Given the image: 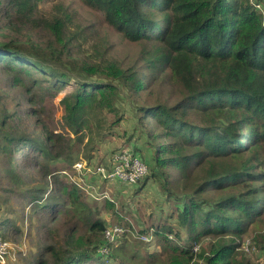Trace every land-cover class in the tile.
Listing matches in <instances>:
<instances>
[{
  "label": "trees",
  "instance_id": "obj_1",
  "mask_svg": "<svg viewBox=\"0 0 264 264\" xmlns=\"http://www.w3.org/2000/svg\"><path fill=\"white\" fill-rule=\"evenodd\" d=\"M6 1L19 12L28 11L27 16L37 4V0ZM83 1L102 11L117 33L139 46L136 62L124 66L104 56L88 61L75 57L76 33L68 30L65 15L57 14L39 20L49 36L46 44L31 35L0 40V63L20 84L26 85L28 78L32 86L40 85L44 77L59 92L74 82L61 99L64 120L71 134L82 142L87 139L89 150L95 142L94 118L120 102L121 84L141 135L153 147L155 165L145 182L154 179L164 191L170 190L171 168L185 178L183 190L188 196L176 215L189 233L188 243L177 239L181 234L172 224L154 225L150 234L161 245L159 253L125 239L110 249L112 262L250 264L238 258L236 240L264 216V11L250 0ZM62 59L80 66L84 76L72 79L48 63ZM56 134L46 132L45 140L52 142L48 147L43 140L15 132L0 102V152L5 156L28 147L34 149L38 164L41 156L57 159L62 150ZM133 148L143 159L139 145ZM70 181L63 188L69 197L68 215L81 218L89 233L78 236L75 228L67 230L66 245L50 248L54 264H89L103 258L98 248L105 244L107 223L95 218L82 195L91 197ZM105 201L112 221L127 225L114 210L113 200ZM203 235H212L214 242L198 253L202 262L194 261L193 248ZM262 243L264 248V236Z\"/></svg>",
  "mask_w": 264,
  "mask_h": 264
},
{
  "label": "rangeland",
  "instance_id": "obj_2",
  "mask_svg": "<svg viewBox=\"0 0 264 264\" xmlns=\"http://www.w3.org/2000/svg\"><path fill=\"white\" fill-rule=\"evenodd\" d=\"M252 1L264 11V0ZM27 12H19L6 0L0 2V40H9L15 35L16 39L22 40L31 35L46 44L49 36L39 20L57 14L65 15L68 30L76 33L72 39L75 45L72 54L75 57L88 61L103 59L104 56L124 66L137 61L139 46L117 33L106 22L102 11L83 0H37L31 15H25ZM48 63L67 72L72 79L84 76L80 66L68 63L65 59ZM12 77L13 73L3 69L0 63V102L6 113L10 114V126L15 132L43 140L48 147L52 142L45 140L46 132L57 133L58 150L62 152L57 159L46 160L41 156L40 164L34 162L35 151L32 148L22 147L13 157L0 152V236L9 241L11 247L6 262L0 264H54V252L50 246H65L69 235L67 230L75 228L78 236L89 233L81 218L77 221L68 215L69 197L63 188L71 185V178L61 172L72 171L77 161H85L92 166L98 163L107 165L115 151L130 144L139 145L142 157L148 164V173L151 174V167L155 165L151 152L153 147H149L146 137L141 135L131 101L121 84H117L123 97L120 102L114 103L113 110H103L94 118L95 142L90 151L85 145L87 139L82 142L75 134H71L64 120L61 99L74 88V82L57 92L44 77H41V84L35 86H32L28 78L25 85L14 81ZM96 81L105 83V80ZM137 156L141 157L139 152ZM15 168H19L16 173ZM168 172L169 179H172L168 191H164L157 180L149 179L145 182L144 177L133 185L122 182L102 183L94 178L100 189L88 188V192L95 193L97 199L90 195L91 198H86L81 194L95 211V218L106 221V227L116 223L112 221V212L107 211L106 198H102L104 193L113 200L117 215L128 222L127 225L119 224L125 232L112 247L110 245V249L114 247L115 250L116 246L127 239L129 243L134 240L142 243L149 253H159L161 245L156 243L154 235H149L150 228L164 224L179 228L181 236L177 239L181 243H188L189 233L185 226H180L176 215L178 206H182L188 196L183 190L185 178L176 168ZM263 236L264 216L236 240L239 243L236 248L238 258L250 264H264ZM102 237L104 239V235ZM202 238L201 244L196 245L199 248H193L194 261L202 262L197 257L198 253L202 248L207 249L205 247L209 242H214L212 235H203ZM109 255L89 264H120L112 262ZM134 264H147V261L135 259ZM151 264H158V261ZM162 264L171 263L165 260Z\"/></svg>",
  "mask_w": 264,
  "mask_h": 264
},
{
  "label": "built area",
  "instance_id": "obj_3",
  "mask_svg": "<svg viewBox=\"0 0 264 264\" xmlns=\"http://www.w3.org/2000/svg\"><path fill=\"white\" fill-rule=\"evenodd\" d=\"M252 4L259 9V4ZM260 10V9H259ZM74 173L63 171L68 174L71 179L80 187L82 192L97 199L95 193L88 192V188L100 189L96 185L94 178L102 183L122 182L127 184H136L143 179L148 173V164L141 157L137 156L135 149L132 146H124L115 151L110 159L109 164L92 166L85 161H77L73 164ZM87 190V191H85ZM102 198H110L107 194H103ZM124 228L121 225H109L104 229L105 244L98 248V252L107 257L110 254V245L113 244L120 235L124 234ZM152 235V234H150ZM147 239L148 237L145 236ZM9 241L0 236V263H5L7 255L11 252ZM195 248H198L195 246Z\"/></svg>",
  "mask_w": 264,
  "mask_h": 264
}]
</instances>
